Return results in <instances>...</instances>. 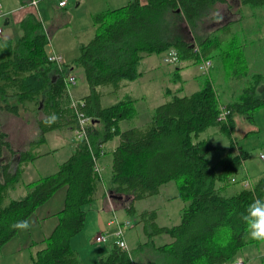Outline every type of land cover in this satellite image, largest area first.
I'll list each match as a JSON object with an SVG mask.
<instances>
[{"label":"trees","instance_id":"trees-1","mask_svg":"<svg viewBox=\"0 0 264 264\" xmlns=\"http://www.w3.org/2000/svg\"><path fill=\"white\" fill-rule=\"evenodd\" d=\"M238 3L251 9L264 7V0ZM221 4L230 3L128 0L117 8L95 12L92 37L78 46V56L61 70L47 58L49 39L41 19L34 12L23 16L18 24L21 34L0 45V107L15 115L34 111L37 142L44 139L48 130H72L75 111L79 110L90 118L89 144L75 141L73 152L58 163L55 171L25 182L24 192L16 198H10L8 193L19 182L26 160L37 154L19 152L11 171L10 161H1L0 250L17 233L15 224L26 221L39 205L65 186L63 206L56 213L57 224L49 235L29 245L27 264H81L78 253L70 246V238L84 228V206L94 200L100 189L101 177L93 168V155H98L102 144L116 136L118 143L110 150L107 192L102 195L108 196L112 208L135 215V223H142L146 240L130 250L111 244L108 253L98 257V264H135L134 257L143 250L151 253L150 264H231L239 256H244V264H249L250 255L241 251L254 246L264 248V242L247 237L240 219L248 204L264 198V171L252 180L251 188L241 186L234 193L225 190L236 182L242 183L243 177L233 182L230 179L239 173L247 156L239 147L234 150L232 117L238 113L253 121L254 111L264 107V95L257 96L263 75L256 72L246 76L242 67L235 68L236 57L241 59L240 47L232 44L235 35L223 41L217 32L226 31L228 23L219 26L215 33L199 34L200 23L217 17L215 12ZM182 23L187 25L195 43L180 36ZM170 48L176 52L177 63L196 64L201 56L211 59L216 55L223 66L233 64V74L241 80L242 87L234 99L224 104L228 110L226 119L216 120L221 102L212 83V65L210 76L204 74L195 90L179 94L182 88L178 87L166 93L147 123H133L121 129V121L130 122L137 115L135 98L125 94L103 103L101 88L110 86L108 93L117 91L123 81L140 76L139 64L145 56ZM230 50L233 60L228 58ZM73 68L82 70L88 86L85 95L75 98L80 100L76 107L70 105L63 80ZM40 109L43 114L38 117ZM53 114L55 121L42 122ZM210 126H217L229 137L224 154L215 162L209 160L208 154L216 147L209 138H199ZM3 149L10 154L15 152L9 146L7 133L0 130V156ZM169 181L177 186L174 197L185 202L177 223L159 225L155 209L136 212L135 200L157 194L160 186ZM160 234H167L171 240L155 244L153 237Z\"/></svg>","mask_w":264,"mask_h":264},{"label":"rangeland","instance_id":"rangeland-1","mask_svg":"<svg viewBox=\"0 0 264 264\" xmlns=\"http://www.w3.org/2000/svg\"><path fill=\"white\" fill-rule=\"evenodd\" d=\"M107 2L108 0H99L98 5L95 6L97 8L95 12H99L105 9H113V7H106ZM76 3L77 0H69V7L72 6L73 7L70 10H68V12L65 13V16L70 15L67 21L68 23L59 24L54 29L55 32L54 36H51V33L48 31L49 28H46L45 32L49 39L47 48H49V46L53 42L52 38L58 39L66 47L70 46L67 45V42L68 39H70L72 36L78 35V37L82 39L88 38V36L86 35L87 34L86 26H93L92 14L90 15L88 11L91 6L92 0H89V2L83 1L79 5H76ZM229 3H230L229 5L221 4L217 7V11L215 12V14L218 15L217 17H208L204 20L203 24L200 23L199 34H207L209 32L215 33L219 26L228 23V29L226 31L219 29L217 32H220L219 35L222 36L223 41L230 35H235L234 38H236V41L234 40L232 44L238 45L240 47L239 49L241 55V59H238V57H236V60L233 63L235 64V68H237L238 66L242 67L244 70H246V76H249L252 73H256V72H260L263 75L262 81L260 82L257 88V96L262 97L264 95V7L251 9L248 6H240L238 0H229ZM43 4L49 5V3H43ZM122 4L124 5L125 3H119L116 6L119 7L122 6ZM61 18L63 19V17ZM182 24L183 27L180 36H182L184 39L188 41H191L192 44L195 43V40L192 37L191 33L188 32L187 25L184 23ZM5 26L6 25L3 24V20L1 19L0 27L3 28ZM15 27L17 29H20L19 25ZM77 44L78 43L74 45V48H77V51L75 52L76 54L78 53ZM169 50H174V49L170 48ZM228 53H229L228 58L230 60H233L232 58L233 52L230 50ZM160 54H161L162 62L170 64V67H167L169 72L170 71L174 72V70H176L178 73V71L182 67L187 68V77L190 82L187 85H184L183 93L187 94L195 90L193 89V87H195L197 81L201 82L204 74L205 75L208 74L210 76V68L208 73H202L201 70L199 69V65H198L199 62L196 64H190L189 62L174 64L176 61L175 62L164 61L163 57L168 56L166 51ZM153 55H157V57H160V55L158 54H153ZM146 57L147 56H145L144 58ZM212 57L213 58L210 59L211 67L212 65L215 66L214 67L215 70L212 69V71L214 70L213 71L214 77H212V83L216 90L219 101L221 102L222 99V101L225 102V100L229 99L234 94V92L239 94L242 87L240 83L241 80L238 78V76L233 74L234 73L233 64L229 66L228 65L223 66L222 62L218 57H216V55H213ZM148 59L150 60L151 58L149 57L144 61L142 59L139 64L140 71L142 70V68H146V71L145 72L141 71L140 74L141 76L144 74L142 77L143 79H141L140 81L139 80L131 81L129 84L127 83L128 81H123L122 86L127 85V88L122 90L119 89L117 92H115L116 93L115 96L104 97L103 94V98H102L103 103H111L117 100L118 98H121V96L124 95L125 93H128L134 97L139 96L141 92H145L146 89L148 88L147 85H143L145 80H150L149 78H152V80H150L151 82H153V85H150V89L152 90L147 92L148 96L136 97L138 98L137 99L138 101L136 102V108H137L136 110H138L139 112V110L142 109L138 121L141 122L146 120L143 124L147 123L150 120L153 108L156 105L160 104L163 101V99L166 97V93H167L166 88L172 87L173 89V83L171 81L172 79L169 81V77L168 80L163 78L162 75L165 76L167 72H163L162 69H158L157 72V73L161 72L162 75L158 74L154 77H150L149 74L154 73V70L150 72L148 70L149 68H154L153 67L154 63L148 62ZM179 66H181V68H179ZM69 72L70 74H73L76 77L75 84L70 86L71 92L81 93L84 90H88V86L86 84V81L84 80L83 73L80 68L70 69ZM107 89H111V87L106 86L105 89L101 88L103 93H105ZM72 97L74 99L80 98L73 95ZM2 112L8 113L4 111V109L2 110ZM20 113L21 114H19L18 117L10 116L11 118L8 119L6 123H4V127L8 128L9 126H11V130L13 131L16 130L17 126L20 127V124H22L26 126V129H28L27 133L29 135H32L35 132V125H36V123L34 122L35 117L33 113L27 111L26 112L21 111ZM11 114L15 115L14 113ZM1 116L2 115H0V117ZM253 117H254L253 121L248 120L244 115L238 113L234 114L232 117L233 124L232 127L230 128V134H231V138H233V141H235L233 142L235 148L234 150H237V148L239 147L242 150L246 151L247 156L243 160L242 168L240 169L239 173L235 175L236 178L243 177L241 179L242 183L239 184L238 182H236L233 185L228 186L227 189L228 193L230 192L233 193L241 186L250 188L252 184V180L264 171V107L255 110ZM2 118H5V116H2ZM14 120L18 121V123L13 122ZM133 123H134V119L131 120L130 122L124 120L121 122L122 128L125 129L127 124L129 126L130 124ZM134 125L137 124L134 123ZM210 127H212V129L213 128L215 129V132L210 136V140L213 144L216 145V148H214L209 152L208 158L210 160H214V158L221 156L225 148H227V146L229 145V137L223 132L219 131L217 127H213V126ZM48 133L46 134L48 135L47 137L49 140H47L46 143H44L42 146L39 147V148L43 147L41 148L42 151L52 153L48 158H46L47 169L52 168V166L64 160L67 156L65 155V152L68 150L69 147V144L67 143L68 139L64 136L62 131L52 130L51 133L49 134ZM57 134H60V137L52 138V135H57ZM201 136H204V132L200 135V137ZM71 138H72V130H71ZM221 146H223V148H221ZM261 154H263V157H260ZM107 155H108L107 157L109 158L110 157L109 154ZM31 165L33 171H36L39 174H41L42 171L40 169H37L36 168L37 166H35L34 164ZM109 169H110L109 165H103V167L100 166L101 180L103 184L106 186L109 183V176H110ZM33 171H29L30 173L29 172L26 173V175H24L23 177V180L34 179L33 177H35L36 174ZM29 175H31V177H29ZM244 178H247L248 180ZM246 182L248 183L247 185H245ZM167 183H165L166 185L164 184L165 188H163L162 186L157 194H154L143 200H135L134 207L136 209V212L152 208L156 210V217L160 222L164 224H169L171 222L177 221L180 215V208L184 204V202L179 197H174V195H176L177 193V186L175 182L169 181ZM20 191L21 188L20 190L19 188H17L14 194ZM106 200L109 201L107 207L106 206L104 207L103 200L100 198L84 206L86 213L85 223H84L85 227L80 232H82V235L85 237V239H88L90 250L88 252L81 250L80 253L81 257L84 258L83 264H98V255L108 251L109 248L108 245L111 244L113 236L108 235L107 241H96L95 236L99 233L110 232L111 230L114 229L115 227L114 224L113 225L107 224V221H109L112 218H116V220L119 222H124L126 220H129L131 226L125 227L123 229V238L129 250L136 247L143 239L144 241L146 240V236L143 233L141 223H135L134 220L135 215L133 216L127 214L122 208H117V209L112 208L110 199L108 198L107 195L105 198V202ZM166 236L167 234H160L154 236L153 239L155 244L164 242V237ZM71 248L74 249L72 246ZM241 253H246V255L248 254L250 255L249 261L251 262V264H264V258L260 257L264 255V248L262 247L258 249L255 248V246L247 247L244 248V250H242ZM17 257H18L17 262L21 263L23 254L18 253ZM241 258L245 259L244 256ZM149 259H152L151 253L147 251L144 252L143 250L139 253V257L137 258L134 257V263L150 264L148 262ZM0 264H1V260H0Z\"/></svg>","mask_w":264,"mask_h":264},{"label":"crops","instance_id":"crops-1","mask_svg":"<svg viewBox=\"0 0 264 264\" xmlns=\"http://www.w3.org/2000/svg\"><path fill=\"white\" fill-rule=\"evenodd\" d=\"M58 1L59 0H39L36 7L32 8L28 4L29 0H0L1 7L3 6L2 10L5 11V14L3 15L2 20H3V24L6 25L5 27L2 28V31L0 33V45L2 44V42L4 40L17 37L21 34V30L17 29L15 26H17L19 24V21L28 12L37 13V15L39 16V18L41 19V21L43 23L44 29L46 30V28H49L48 31L51 33V36H54L55 35L54 29L59 24H67L68 23L67 21H68L70 15L65 16V13L68 12V10H70L73 7V6L69 7V0H66L64 5H58ZM83 1L89 2V0H77L76 5L81 4ZM127 1L128 0H108L106 7L116 8V7H118V6H116L117 4L126 3ZM141 1H145V0H141ZM43 3H49V5H44ZM98 3H99V0H92L91 6L88 10L90 15L95 13V11L97 10V8L95 6H97ZM38 5H39V8H38ZM107 5H109V6H107ZM61 17H63V19ZM86 28H87V31H86L87 34L86 35L88 36V38L82 39V38H79L78 35L72 36L70 39H68V42H67V45H70L69 47H66L58 39L52 38L53 42L51 43L49 48H47V50L49 52H51V51L55 52L56 51V52L60 53L62 55V57L64 58L65 63L66 64L70 63L71 60H73L74 58H76L78 56V53L77 54L75 53L77 51V48H74V45L76 43H78L77 44V47H78L81 43H85L93 35L94 26H86ZM158 55H160V57H157V55L151 54V55L147 56L146 58H143V61H144L145 59L150 57L151 59L150 60L148 59V62L154 63V65H153L154 68H149L148 71L150 72V71L154 70L155 74L150 73L149 74L150 77H154L158 74L162 75L161 72L157 73L158 69H162L163 72H167V74L165 76L162 75L163 78L168 80V77H169V81L172 79L171 81L173 83V89H172V87L166 88V92L168 93V92L173 91L174 89H177L178 87L179 88L181 87L182 90L179 94H182L184 92V85H187L190 82L188 77H187V68L182 67L178 71V73L176 70H174V72L173 71L169 72L167 67H170V64L165 63V62L163 63L161 60L162 59L161 54L159 53ZM180 63H182V62H180ZM174 64H177V62H175ZM141 66H142V64H141ZM141 71L145 72L146 68H142ZM143 75L142 76L140 75L138 78H136L134 80H130L127 83L129 84L131 81H136V80L140 81L141 79H143L142 78ZM149 79L152 80V78H149ZM150 80H145V82L143 84V85H147V87H148L146 89V91L141 92V94H139V96H136V97H147L148 96L147 92L152 90V89H150V85H153V82H151ZM198 85H199V82L197 81V83H196L195 87H193V89H196V87H198ZM102 88L105 89V87H102ZM125 88H127V85L121 86L119 89L122 90ZM108 91H109V89H107L106 92L104 93V97L115 96L116 95L115 92H117V91H115V92H111V93L109 92L108 93ZM87 92H88V90H84L81 93H73V92H71V93L73 96L81 97V96L85 95ZM125 94H128V93H125ZM149 94H150V92H149ZM237 94L238 93L234 92V94L229 99L225 100V102L222 101V99H221V103L226 104L227 102L234 99V97ZM132 97H134V96H132ZM136 97H134L135 98V102H134L135 107H136V102L138 101L137 100L138 98H136ZM102 98H103V96H102ZM141 110L142 109H140L139 112L137 110L138 114L134 118V123H136L137 125H142L146 121V120L141 121V122L138 121ZM26 111L32 112L33 115H35L34 111H32L31 109L26 110ZM26 111H24V112H26ZM10 114L11 113L2 112V109H0V115L5 116V118H2V116L0 117V130H3L7 133V141L9 143V146L12 149H14L15 152H14V154H10L7 150L3 149L2 150V156H0V164H1L2 160L10 161L9 170L11 171V170L15 169L16 162L19 159V152H23V153L28 152L31 155H33L34 153L37 154V156L35 158H33L32 160H26V163L23 165L24 168H23V171L21 173V178H20L19 182L8 193L10 198H16L17 196L21 195L24 192V190H25L24 189V183L27 181H30V180H23V177L29 171H33L31 168L32 167L31 164H34L35 166H37L36 167L37 169H40L42 171L41 174H39L36 171H33L36 174V176L33 177L34 179L38 178L39 176L49 174V173L55 171L57 168L58 163L55 164L54 166H52V168H48V169L46 168V158H48L52 153L42 151L41 148H43V147L39 148L44 143H46L47 140H49L47 137L48 135L46 133H48V132L51 133L52 130H60L63 132L64 136L68 139L67 143L69 144L68 150L65 152V155H67V156H69L73 152L75 143L71 138V130H69V128H55V129L48 130L44 133V139L40 140L38 142H37L38 129H37L36 125H35V132L32 135H29L27 133L28 129H26V126L22 125L20 123H19L20 127L17 126L16 130L12 131L11 126H9L8 128H5L4 123H6L7 120L11 118L10 116H14V117L19 116V115H12V114L10 115ZM42 114L43 113L40 109L38 111V117H41ZM35 118H34V122H35ZM146 118H148V117H146ZM13 122L18 123V121H15V120ZM121 122H120V127H121V129H124V128H122ZM127 127H128V124L125 128H127ZM213 127H217V126H213ZM214 132H215L214 128L212 129V127H208L204 131V136H201L199 138L204 137V138L210 139V136ZM54 137H60V134L52 135V138H54ZM118 140H119V138L116 136L112 140H109V141L102 144L103 154L98 157V161H99L100 166L103 167V165H109V167H110V162H111L110 150L116 146V144L118 143ZM213 145L216 147L215 144H213ZM37 148H39V149H37ZM221 148H223V146H221ZM107 154H109V156H110L109 158L107 157L108 156ZM223 154H224V151H223ZM222 155L217 157V158H214V160H210V159L209 160L211 162H215L220 157H222ZM49 169H51V170H49ZM109 173H110V169H109ZM29 177H31V175H29ZM31 180H33V179H31ZM162 186H163V188H165L164 184L161 185L160 188ZM106 187L107 186L104 185L102 180H101L99 192L97 193L96 197L93 200V201H95L99 198L102 199L103 203H104V207L105 206L107 207V205L109 204L108 203L109 201L106 200V202H105L106 196L102 195V194L107 192ZM17 188H19V190L21 188V191L14 194V192L16 191ZM227 189L228 188H226L225 190L228 193ZM159 191H160V189H159ZM65 192H66L65 186L60 187L58 190H56L47 201H45L44 203L39 205L35 209V211L28 216L26 221L29 222L30 227L26 230L18 229L17 233L10 240H8L6 243L3 244V246L1 247V250H0L1 264H27L29 262V260H30L29 245L34 241H36V242L41 241L44 237L49 235V233L53 230V228L55 227V225L57 224V221H58L56 213L63 206ZM148 197H150V196H148ZM148 197H146V198H148ZM167 197H169V196H167ZM143 199H145V198H142L139 200H143ZM184 205H185V202L181 206V208ZM181 208H180V211H181ZM155 221L159 225L169 226V225L177 223L179 221V218L177 221L171 222L169 224H164V223L160 222L157 219V217L155 218ZM138 223H141V222H138ZM141 225H142V223H141ZM84 227H85V225H84ZM170 240H171V238L168 237V235L166 237H164V242H168ZM142 241H144V239ZM70 245L76 250V252L78 253V255L81 259V264H83L84 258L81 257L80 253H81V250H84L85 252L86 251L88 252L90 250V248H89L90 245H89L88 239H85V237L82 235V232H80V233L78 232L77 234H75L74 236H72L70 238ZM109 249H110V247L108 248V251H109ZM108 251L99 254L98 257L106 255L108 253ZM18 253L23 254L21 263L17 262ZM260 257L264 258V255H262ZM248 262L251 263L250 261H248Z\"/></svg>","mask_w":264,"mask_h":264},{"label":"built area","instance_id":"built-area-1","mask_svg":"<svg viewBox=\"0 0 264 264\" xmlns=\"http://www.w3.org/2000/svg\"><path fill=\"white\" fill-rule=\"evenodd\" d=\"M37 2L38 0H29L28 4L32 8H35L37 5ZM64 3H65V0L58 1V5H64ZM4 14H5V11L2 10L1 4H0V20L3 18ZM1 31H2V28L0 27V33ZM194 49L198 51L197 47H195ZM166 52L168 54L167 57L166 56L164 57V60L166 62L167 61H171V62L177 61V55L174 50H168ZM47 58L51 63L56 65L59 70H61V68L65 65L64 58L62 57L60 53L51 51L48 53ZM198 65L202 73H208L209 68L211 66V60L209 58H205L201 56ZM75 78H76L75 75L70 74V72H68L66 76L63 77L64 83H65V89L69 96L71 107H76L77 103L80 102L79 99H74L72 97V94L70 91V86L74 85L76 82ZM227 113H228V110L224 106H220V111L218 113V116L216 117V120L217 121L225 120ZM75 117H76V123H75L74 128L72 129V139L74 141L84 140L87 144H89V135H88L89 117L87 115H84L79 110L75 111ZM102 154H103V148L101 146V149L99 150L98 155H93V162H94L93 168L98 173L99 176H100V166L98 164V157ZM235 179L236 177L233 176L231 177L230 180L233 182L235 181ZM244 179H247V178H244ZM107 224L108 225L114 224L115 225L114 229L111 230L110 232H104V233L97 234L95 236V240L96 241H107L108 235H111L113 236L111 244H116L117 246L123 249L126 245V242L123 238V229L129 226V221L126 220L124 222H119L116 220V218H112L109 221H107ZM231 264H244V260L241 257H237Z\"/></svg>","mask_w":264,"mask_h":264},{"label":"clouds","instance_id":"clouds-1","mask_svg":"<svg viewBox=\"0 0 264 264\" xmlns=\"http://www.w3.org/2000/svg\"><path fill=\"white\" fill-rule=\"evenodd\" d=\"M57 117L55 114L47 117L44 123H51ZM240 219L245 226L246 235L251 240L264 242V198H256L240 214ZM13 227L18 229H28L30 224L28 221H21Z\"/></svg>","mask_w":264,"mask_h":264},{"label":"bare ground","instance_id":"bare-ground-1","mask_svg":"<svg viewBox=\"0 0 264 264\" xmlns=\"http://www.w3.org/2000/svg\"><path fill=\"white\" fill-rule=\"evenodd\" d=\"M48 53H49V52H48ZM220 106H224V104L221 103ZM224 107H225V106H224ZM89 120H90V118H89ZM260 157H263V154H261ZM247 184H248V183L246 182L245 185H247ZM250 188H251V187H250ZM123 249H126V250H127V249H128V246L125 245V247H124Z\"/></svg>","mask_w":264,"mask_h":264}]
</instances>
